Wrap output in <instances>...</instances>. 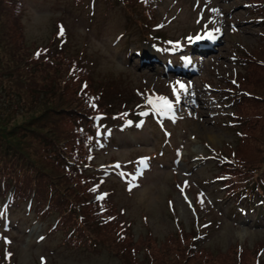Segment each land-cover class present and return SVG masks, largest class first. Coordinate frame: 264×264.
<instances>
[{
	"label": "rangeland",
	"instance_id": "obj_1",
	"mask_svg": "<svg viewBox=\"0 0 264 264\" xmlns=\"http://www.w3.org/2000/svg\"><path fill=\"white\" fill-rule=\"evenodd\" d=\"M21 1L22 11L10 10L7 24L18 29L23 58L8 43L9 49L32 74L51 77L57 95L42 105L15 96L25 108L0 116V128L36 132L26 138L27 152L43 172L59 174L64 190L55 188L47 206L22 199L20 209H1V224L13 214L19 225L9 234L2 233L12 219L1 227L0 264H264V19L247 21L263 17L254 3L264 14V0H226L232 20L213 15L218 0ZM192 2L199 22L219 29L218 46L229 40L236 47L199 68L216 99L236 108L228 113L221 105L223 121L202 115L177 133L172 141L181 165L168 160L172 170L159 159L163 165L153 168L142 154L160 135L105 112L139 107L140 95L170 99L177 85L150 69V51L147 60L139 53L204 32L191 28ZM146 28L152 37L142 34ZM166 119L160 115L159 124ZM159 130L169 133L166 125ZM47 133L60 134L56 147L64 160L46 148ZM186 159L193 164L184 175Z\"/></svg>",
	"mask_w": 264,
	"mask_h": 264
},
{
	"label": "trees",
	"instance_id": "obj_2",
	"mask_svg": "<svg viewBox=\"0 0 264 264\" xmlns=\"http://www.w3.org/2000/svg\"><path fill=\"white\" fill-rule=\"evenodd\" d=\"M77 1L87 5V0ZM113 2L114 1L107 4V6H111ZM261 4H263V2H261ZM23 5L21 0H0V21H4L3 30L0 23V36H2L0 42L6 47V51L0 52L4 54L0 55V116L4 114L10 115L25 108V106H22L21 109L19 104L23 99H21V101L18 98H22V96L27 97L32 103L42 105L49 100L50 103H52L53 100L50 99L51 96L57 95L56 92L51 93L53 86L51 77L47 78V75L39 77L32 74L30 70L26 69L22 59L21 63L19 62V55L12 49H9V44H11L23 58V50L19 46L18 29L14 25L8 26L7 24L8 12L10 10L20 12L22 11ZM254 5L256 10L260 9L259 12L263 17L259 18L255 16L252 19L255 21L264 19L261 6L256 3H254ZM138 20L140 21L141 19ZM8 52L9 55H6ZM14 63L16 64L14 65ZM5 78L13 84L9 86L3 81ZM15 96L18 98H14ZM138 105V103H132L127 105L129 110L125 109L126 107H122V110L118 111V113L108 112L106 115L110 117L122 116V118H126L127 120H133L141 113V107H138ZM54 107L55 106L50 107L49 113L55 114L57 112ZM5 132L7 131L0 128V207L5 205L6 199L8 204H14L19 208L24 204L21 201L22 199L31 202L37 201V205L43 203L47 206L51 203V198L49 196L57 194L55 188L64 190V182L57 181L59 178L58 173L50 174L46 171L43 172L36 159L28 154L26 149V138H35L37 133L34 131L27 132L26 129H21L14 135L8 132L5 135ZM87 132L89 131L87 130ZM84 133H86V131H84ZM59 136L60 134L51 135L47 133L43 137V142L54 156H62L64 160L66 158L65 154L61 155V152H58V148L56 147L58 146L57 137ZM20 144L22 145L21 148L18 146ZM39 148L42 149L41 146ZM45 197L47 203L43 201ZM30 205L32 206V203H30ZM122 234H124V232H122ZM147 258L145 260H147Z\"/></svg>",
	"mask_w": 264,
	"mask_h": 264
},
{
	"label": "snow or ice",
	"instance_id": "obj_3",
	"mask_svg": "<svg viewBox=\"0 0 264 264\" xmlns=\"http://www.w3.org/2000/svg\"><path fill=\"white\" fill-rule=\"evenodd\" d=\"M214 12H217L219 10L213 9ZM217 32H219V29H216ZM63 34V29H61V35ZM216 37L214 36L213 33L208 32L205 36H197L195 39L196 40H214ZM179 47V45H177ZM176 85L179 87V91L177 88L174 86L173 87V93L175 95V103H179L181 99V93H187V87L184 83L177 81ZM146 104L150 105L152 107V110L154 113H159L162 116H167L168 113L172 112L174 110V103L172 100H170L168 97L164 96H155L153 98H148L146 100ZM142 115H149L148 112H143ZM129 124H131V121H129ZM203 203V201H201Z\"/></svg>",
	"mask_w": 264,
	"mask_h": 264
},
{
	"label": "bare ground",
	"instance_id": "obj_4",
	"mask_svg": "<svg viewBox=\"0 0 264 264\" xmlns=\"http://www.w3.org/2000/svg\"><path fill=\"white\" fill-rule=\"evenodd\" d=\"M8 224V223H7ZM5 225V224H4Z\"/></svg>",
	"mask_w": 264,
	"mask_h": 264
}]
</instances>
